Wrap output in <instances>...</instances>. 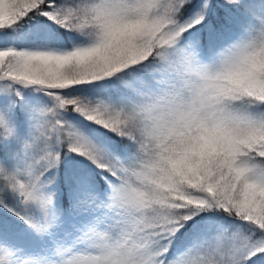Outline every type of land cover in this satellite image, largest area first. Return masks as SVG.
<instances>
[{
	"label": "snow or ice",
	"instance_id": "6c2138e0",
	"mask_svg": "<svg viewBox=\"0 0 264 264\" xmlns=\"http://www.w3.org/2000/svg\"><path fill=\"white\" fill-rule=\"evenodd\" d=\"M0 264H264V0H0Z\"/></svg>",
	"mask_w": 264,
	"mask_h": 264
}]
</instances>
